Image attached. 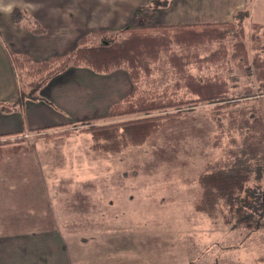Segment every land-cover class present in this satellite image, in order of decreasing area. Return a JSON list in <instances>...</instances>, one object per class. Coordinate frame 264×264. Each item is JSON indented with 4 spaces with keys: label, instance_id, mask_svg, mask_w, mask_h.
Returning a JSON list of instances; mask_svg holds the SVG:
<instances>
[{
    "label": "crops",
    "instance_id": "obj_1",
    "mask_svg": "<svg viewBox=\"0 0 264 264\" xmlns=\"http://www.w3.org/2000/svg\"><path fill=\"white\" fill-rule=\"evenodd\" d=\"M69 1L58 5L54 0H5L0 6V136L49 131L101 118L132 93L133 83L125 69L97 73L87 66L69 67L50 78L36 98L8 110L1 107L15 102L19 89L9 49L44 60L77 47L83 36L78 30L84 21L71 20ZM104 4H114L119 13L130 15L146 6L148 24L153 21L163 26L231 22L250 5L251 23L264 24V0ZM14 8L25 9L48 31L33 34L19 28L10 18ZM155 13H163V17L156 18ZM261 103L264 116V97ZM198 115L190 111L181 121L193 126L197 123V127L204 122L212 139L215 123ZM91 147L89 135L74 134L49 141L39 138L33 151L4 156L0 163V264H186L187 215L193 222L189 233L194 237L187 245L195 255L187 261L210 264L208 256L217 261L219 256L213 254L212 246L218 242L208 243V249L201 228L196 230L203 214L196 212L193 200L176 197L168 203L144 197L145 187L139 196L141 185L135 182L106 181V158L118 154L95 152ZM93 159L101 167L97 178L89 176ZM76 173H85L84 180H75L72 175ZM118 176L120 179L121 174ZM134 189L138 196L132 197ZM246 238L249 234L244 232L240 243ZM43 239L48 241L44 248L35 242ZM240 255L236 253V259L228 262L220 258L219 264H252L253 254L239 259Z\"/></svg>",
    "mask_w": 264,
    "mask_h": 264
},
{
    "label": "trees",
    "instance_id": "obj_2",
    "mask_svg": "<svg viewBox=\"0 0 264 264\" xmlns=\"http://www.w3.org/2000/svg\"><path fill=\"white\" fill-rule=\"evenodd\" d=\"M24 13L23 9L14 8L10 15L14 22L20 23ZM250 16L249 5L244 11L238 12L231 22L128 27L120 31L124 36L120 40L104 31H93L91 37H98V42L89 43L90 36L83 37L76 49L40 62L32 61L26 54L13 53L11 60L18 82L21 81L18 97L12 104L1 107L8 110L36 98L40 88L50 78L69 67L87 66L97 73L125 69L133 83L132 93L114 104L105 116L82 123L84 127L88 126L85 132L91 135L93 151L119 154L129 147L145 145L164 125L180 121L186 112L201 105H214L208 112L217 122L218 134L222 133L221 129L225 126L223 121L226 120L227 130L239 131L242 140L241 143L234 140L235 149L227 152L233 160L231 163L217 160L210 163L198 177L202 197L195 203V210L213 217L222 206L245 229L259 230L264 228L261 216L257 213L256 203L259 201L251 199L248 202L241 197L247 194V198H253L246 190L252 173L250 163L264 159V116L259 98L260 94H264V24L251 23ZM34 32L42 34L44 30L37 28ZM230 37L235 39L233 44L229 43ZM173 46H177L179 52L172 51ZM205 46H215L216 49L207 57L193 61V57H199L192 53L193 50ZM230 49L233 50L231 58L237 62L242 73L255 80L253 85L244 88L238 101L230 97L233 88L222 76L199 78L188 72V67L194 62L226 63ZM164 55H168L167 60ZM164 61L179 77L176 86L181 88L183 85L185 88L182 97L168 95L167 91L163 94L140 92V81L151 78ZM257 90L262 92L258 93ZM234 105L237 106L234 108ZM132 117L134 119L131 120ZM119 118H126L127 121L103 126L90 124L93 121ZM25 134L1 135L0 146L12 144L8 141L2 143L1 140L14 136V143H18V146L7 152H29L31 149L25 146L22 138ZM218 134L215 136L216 147ZM60 135L62 133L44 135L43 139L49 141ZM224 221L230 224L226 213Z\"/></svg>",
    "mask_w": 264,
    "mask_h": 264
},
{
    "label": "rangeland",
    "instance_id": "obj_3",
    "mask_svg": "<svg viewBox=\"0 0 264 264\" xmlns=\"http://www.w3.org/2000/svg\"><path fill=\"white\" fill-rule=\"evenodd\" d=\"M5 0H0V6ZM13 2H17V0H10ZM32 1V0H31ZM58 3V5H62L65 0H54ZM126 4L129 6V3H136L138 0H71L68 3V9L70 13L71 20L74 22H78L79 20L84 21L81 28L78 30V33H83V37L90 36L89 43H96L99 41L98 37H91L93 31H104L108 35H113L115 39L120 40L124 36L120 32L124 28L128 27H139V26H163L159 22L151 21L149 24L145 20L144 8L146 6L138 8L137 13L134 15L119 13L117 9L114 8V4L105 6L104 3L114 2ZM157 2V1H155ZM86 6L89 7L87 10ZM149 6V5H148ZM147 6V7H148ZM150 7V6H149ZM25 10V9H23ZM88 11L87 13L81 14L82 11ZM4 18L5 16H1ZM156 18H162L163 13H155ZM11 18V15H10ZM11 21L22 28L27 30L33 34H35L34 30L37 28H41L44 30V33L48 30L38 21L33 18V16L25 12L24 18L20 23H16ZM11 23V22H10ZM36 23V24H35ZM260 24V23H259ZM37 25V26H36ZM39 34V33H38ZM0 37L2 34L0 32ZM80 38V39H81ZM3 38H0L2 40ZM79 39V40H80ZM235 39L230 37L229 43L233 44ZM76 49V48H75ZM216 49L215 46H205L199 47L196 50H193L192 53L194 55H198L199 57H193V61L201 60L208 55H210ZM172 51L179 52V48L177 46H173ZM70 52V51H69ZM233 50L230 49V53L227 56V62L224 64L221 63H199L194 62L193 65L188 67V72L193 74L195 77H203V76H222V78L227 79L229 81V85L232 86L233 90L230 93V97L234 98V100L238 101V96L243 93L244 88L253 85L255 80L249 78V76L242 73L239 65L236 61H234L232 57ZM19 54L22 52L11 51L9 49V56L11 54ZM68 53V52H67ZM25 54V53H24ZM66 54V53H65ZM57 56V55H54ZM30 57V56H29ZM53 57V56H51ZM49 57V58H51ZM34 62H40L44 60H34L30 57ZM164 58L167 60L168 55H164ZM197 59V60H196ZM12 61V60H11ZM17 76V83L19 78ZM179 77L173 71L171 66L164 61L161 62L160 65L156 68L154 75L145 80H141L139 87L141 93H151V94H163L165 91L168 92V95H178L182 97L185 93V88L183 85L181 88L176 86L177 79ZM19 87V86H18ZM257 88V87H256ZM258 91V90H257ZM19 92V89H18ZM262 91H258L260 93ZM264 93V92H263ZM261 99H263L264 94H260ZM18 97V96H17ZM252 101V100H251ZM237 105H234V108ZM211 107L210 105H201L196 107V109L192 110L196 113L198 112V116H200L204 120L210 117L208 109ZM241 107V105H240ZM189 113V112H186ZM207 114V115H206ZM191 115V114H190ZM194 115V114H192ZM196 117V116H194ZM197 118V117H196ZM196 118H192L196 121ZM211 118V117H210ZM130 119V118H128ZM134 117L131 118V120ZM182 119V118H181ZM212 119V118H211ZM120 121H127L126 118H119L117 120H99L93 121L90 123L95 126H103L109 125L113 123H117ZM212 121L216 125V132L211 139V131L206 126L204 122L202 125L197 127L196 123L194 126L190 124L188 121H177L175 123H169L164 125L156 134H154L151 139L148 141L146 145L140 147H129L123 153H119L115 157L106 158V181H118L120 183L126 181H132L137 183L139 186V190H137V194L142 193L140 189L142 187L147 188L148 190L144 193V197H151L154 199H165L169 203L172 202L173 198L180 197L185 198L186 201L193 200V207L195 209V203L199 201L202 197V189L198 184V177L204 173L210 163H213L217 160H223L227 163H231L233 160L228 151H232L235 149L236 145L234 140L237 143H241L242 136L240 132H236L234 129L231 131L227 130V121L224 120V128L221 129V132L218 134L217 122L212 119ZM89 125V124H88ZM202 127V128H201ZM88 129V126L84 127L82 124L70 125L62 128H57L49 131H41V132H29L22 136L25 140L24 144L26 147H29L31 151H33V143L36 139L43 138L44 135H53V134H61L58 137H70L74 134H87L91 137V135L85 130ZM67 134V135H66ZM218 134V147L215 144V138ZM216 136V137H215ZM57 137V138H58ZM2 143L11 142L12 144H7L0 146V163L5 155H8V149L13 148L14 146H18L16 142V138L14 136L4 137L2 138ZM14 143V144H13ZM217 143V142H216ZM91 145H93V141L91 138ZM29 151V152H31ZM23 153V152H20ZM18 153V154H20ZM24 153H27L24 151ZM17 155V154H12ZM92 168L90 169L89 176L90 178H94L98 176L97 170L101 169L100 165H97V160H92ZM250 169L252 170L250 180L246 184V190L248 191V195L253 198H247V194H243L241 197L246 199L248 202H251L253 199L255 202L259 201L257 204V213L261 216V222L264 225V159L253 160L250 163ZM121 174V178L119 176ZM75 180H84L85 173L83 174H73L72 175ZM97 180V179H96ZM137 185V186H138ZM136 186V187H137ZM135 190L131 191V196L135 197ZM143 191H145L143 189ZM146 193V194H145ZM109 194V192H107ZM190 208V207H188ZM191 213V212H190ZM227 214L228 219H230V224L225 223L224 214ZM201 214V213H200ZM201 223H196V230L200 227L203 232V237L205 242L207 243V247L209 249V244L211 246L214 244L216 240L218 245L212 246L213 254H217L219 258L216 261V258H211L212 256H208V260L210 264H219L220 258H225V260L231 261L236 259V253H241L239 259L246 258V254H253L254 258L251 257L250 263L252 264H264V235L260 238L257 235L264 234V228H261L256 231H249L243 227V225H239L237 222V218L229 214L225 207L218 208L217 212L213 217L207 219L204 214L202 215ZM207 219V220H206ZM191 218L187 215L186 219V264H194L193 262L188 260L189 258L195 255L191 252V247L187 244H191L194 240L192 233H189V227L192 226L193 222H190ZM227 224V225H226ZM246 232L249 234V238L244 239L240 243V238L242 234ZM192 238V239H191ZM191 239V240H190ZM37 245H41V247H45L47 240L43 239L41 241H35ZM98 243V241H96ZM248 243L251 248L248 247ZM96 245V244H94ZM233 256V257H232ZM193 258V259H194ZM204 258V257H203ZM156 259V258H155ZM216 262V263H215ZM224 262V261H222ZM144 264H149L148 262H144Z\"/></svg>",
    "mask_w": 264,
    "mask_h": 264
}]
</instances>
